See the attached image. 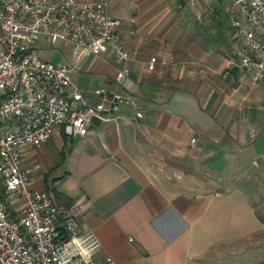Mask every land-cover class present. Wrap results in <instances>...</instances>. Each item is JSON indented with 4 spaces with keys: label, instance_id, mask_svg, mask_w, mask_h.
Here are the masks:
<instances>
[{
    "label": "crops",
    "instance_id": "crops-1",
    "mask_svg": "<svg viewBox=\"0 0 264 264\" xmlns=\"http://www.w3.org/2000/svg\"><path fill=\"white\" fill-rule=\"evenodd\" d=\"M228 3L215 0L203 23L198 4L108 0L127 54L120 86L141 116L118 104L77 136L54 124L41 145L21 147L22 164L37 163L30 186L74 202L80 229L97 238L94 264H264V205L235 174L264 171V83L235 66ZM117 67L106 47L69 76L88 92L115 86Z\"/></svg>",
    "mask_w": 264,
    "mask_h": 264
},
{
    "label": "built area",
    "instance_id": "built-area-1",
    "mask_svg": "<svg viewBox=\"0 0 264 264\" xmlns=\"http://www.w3.org/2000/svg\"><path fill=\"white\" fill-rule=\"evenodd\" d=\"M107 1L0 0V264H94L97 238L80 229L74 202L56 203L50 189L30 186L37 163L23 165L21 147L41 145L54 124L64 135L77 136L93 116L105 117L118 104L141 116L136 95L120 86L127 54ZM181 1L198 4L203 23L212 20L215 0ZM226 12L236 40L235 66L249 83H264V0H229ZM40 37L69 47L72 60L39 58ZM106 47L118 65L115 86L80 90L70 70ZM155 61L151 56L144 65L151 69ZM222 75L233 80L228 69ZM100 264L116 263L105 256Z\"/></svg>",
    "mask_w": 264,
    "mask_h": 264
},
{
    "label": "rangeland",
    "instance_id": "rangeland-1",
    "mask_svg": "<svg viewBox=\"0 0 264 264\" xmlns=\"http://www.w3.org/2000/svg\"><path fill=\"white\" fill-rule=\"evenodd\" d=\"M35 50L39 58L46 59L49 61H64V58L67 57L70 53L69 47H62V44L59 42L54 44L46 43V41H44L42 37H40L35 42ZM46 145L53 150L52 142L50 140L46 142ZM67 147L68 145L63 148V152L66 151ZM54 157L57 159L56 153H54ZM235 174L239 176V180L236 182V184L250 191L251 200L254 203H255V197L258 199L259 198L258 193H260L261 200L255 203L257 206V211H259V209H261L260 205H264L263 169L258 167L256 168L248 167L246 169H243L242 167H240L239 169L235 170Z\"/></svg>",
    "mask_w": 264,
    "mask_h": 264
},
{
    "label": "water",
    "instance_id": "water-1",
    "mask_svg": "<svg viewBox=\"0 0 264 264\" xmlns=\"http://www.w3.org/2000/svg\"><path fill=\"white\" fill-rule=\"evenodd\" d=\"M98 122H99V118L96 117V116H93L92 119H91V123L97 124Z\"/></svg>",
    "mask_w": 264,
    "mask_h": 264
}]
</instances>
